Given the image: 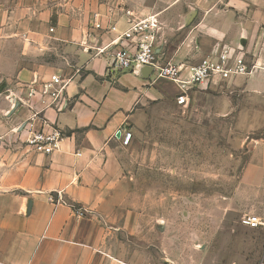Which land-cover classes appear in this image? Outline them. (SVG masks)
<instances>
[{
	"label": "crops",
	"instance_id": "obj_1",
	"mask_svg": "<svg viewBox=\"0 0 264 264\" xmlns=\"http://www.w3.org/2000/svg\"><path fill=\"white\" fill-rule=\"evenodd\" d=\"M168 1L0 0V264L145 263L135 243L142 218L127 206L118 150L126 133L133 138L146 126L150 102H174L181 91L153 74L109 72L116 49L111 43L129 28L120 9L138 19L158 15L161 42L167 43L169 21L161 17L176 13L182 29L195 24L201 39L194 50L202 56L243 45L256 67L235 84L264 96V0ZM110 16L118 33L92 29L95 18L107 25ZM195 35L168 60L187 63L180 56ZM107 46L105 54L97 53ZM46 56L63 58L72 71L65 75ZM55 73L71 79L67 106L43 116L65 139L60 151L45 156L26 148L24 126L41 110L32 91ZM257 176L262 179L264 170ZM50 195L62 202L52 204ZM75 208L86 215L76 216Z\"/></svg>",
	"mask_w": 264,
	"mask_h": 264
},
{
	"label": "rangeland",
	"instance_id": "obj_2",
	"mask_svg": "<svg viewBox=\"0 0 264 264\" xmlns=\"http://www.w3.org/2000/svg\"><path fill=\"white\" fill-rule=\"evenodd\" d=\"M165 18L162 53L172 59L197 28L182 29L176 13ZM193 39L179 56L197 64L205 55L194 50L198 34ZM46 59L65 75L73 69L61 57ZM146 109V126L118 150L127 206L142 218L135 243L144 264H264V227L241 223L245 215L264 222V177L257 176L264 170V96L234 81L194 87L183 104L159 100Z\"/></svg>",
	"mask_w": 264,
	"mask_h": 264
},
{
	"label": "built area",
	"instance_id": "obj_3",
	"mask_svg": "<svg viewBox=\"0 0 264 264\" xmlns=\"http://www.w3.org/2000/svg\"><path fill=\"white\" fill-rule=\"evenodd\" d=\"M128 19L129 28L111 43L116 49L113 52L109 72H130L135 74L140 67H151L153 76L176 84L181 95L177 98L180 104L185 103L188 91L194 87L208 84L232 83L237 78L251 75L255 65L249 64L246 54L240 47L232 48L223 46L205 55L197 64L177 63L165 58L163 45L161 44V23L158 15H150L144 19L135 18L130 10L120 9ZM112 15V14H111ZM93 30L118 33V27L113 23L111 16L108 24L95 18L92 23ZM91 37L88 32L86 42ZM109 46L97 48L98 54H105ZM71 81L61 73L52 74L46 82L40 86V90L32 91V96L39 94L41 110L35 111L24 126V144L31 152L51 156L61 150L65 139L63 132L54 126H50L44 119L43 112L47 109L62 111L67 106L66 88ZM41 120V127L37 121ZM132 134L126 133L124 144L131 141ZM52 204H59L62 200H56L53 196L48 197ZM76 216L86 215L82 208H75ZM242 225L256 229L264 227V222L259 216L245 215L241 219Z\"/></svg>",
	"mask_w": 264,
	"mask_h": 264
},
{
	"label": "water",
	"instance_id": "obj_4",
	"mask_svg": "<svg viewBox=\"0 0 264 264\" xmlns=\"http://www.w3.org/2000/svg\"><path fill=\"white\" fill-rule=\"evenodd\" d=\"M241 50H244V46H240ZM153 73V69L151 67H140L136 70L135 75L142 76L143 78H149L150 75ZM63 108L62 110H64Z\"/></svg>",
	"mask_w": 264,
	"mask_h": 264
}]
</instances>
